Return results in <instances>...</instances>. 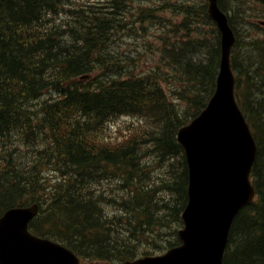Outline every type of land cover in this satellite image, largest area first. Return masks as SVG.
I'll return each mask as SVG.
<instances>
[{
  "label": "trees",
  "instance_id": "1",
  "mask_svg": "<svg viewBox=\"0 0 264 264\" xmlns=\"http://www.w3.org/2000/svg\"><path fill=\"white\" fill-rule=\"evenodd\" d=\"M103 1L109 6L93 9L84 7V0H0V151L12 138L29 151L26 157L33 151L37 156L35 163H23L18 150L19 160L7 162L0 172V214L26 205L31 192L38 190L50 199L40 201L39 215L30 224L34 235L60 241L80 253L78 242H91L99 233L92 242L91 258L124 264L144 254L132 246L139 242L137 228L132 227L138 215L147 222L164 224L171 217L181 224L188 175L175 135L206 106L214 90L220 47L216 31L213 43L197 29L191 38L171 41L157 17L162 10L150 14L152 26L164 33L159 34L163 40L159 63L176 73L170 76L176 85L167 93L158 65L145 73H122L137 64V58L117 57L110 48L114 49L113 37L122 29L116 14L132 0ZM218 3L227 12L223 1ZM177 4L185 20L198 17L213 28L205 5L197 13L191 4ZM158 6L162 5L154 3L146 11ZM229 24L236 37L231 52L236 101L257 151L251 170L256 199L234 222L241 227L237 250L227 255L225 264H264V39L252 36L242 41L230 17ZM86 74L87 79L80 80ZM39 99L47 102L37 103ZM118 116L140 117L154 129L114 150L92 142L101 126ZM144 148L152 152L158 167H167L152 187L145 186L151 171L142 162ZM63 157L67 176L55 183L45 181L43 173L53 171ZM111 178L121 185L117 195L106 196L117 213L105 215L91 199L90 183Z\"/></svg>",
  "mask_w": 264,
  "mask_h": 264
},
{
  "label": "water",
  "instance_id": "2",
  "mask_svg": "<svg viewBox=\"0 0 264 264\" xmlns=\"http://www.w3.org/2000/svg\"><path fill=\"white\" fill-rule=\"evenodd\" d=\"M208 14L220 30L222 55L214 95L178 132L189 168L188 204L182 214L185 229L179 233L183 244L163 256L125 264H222L230 221L254 197L248 175L256 146L234 100L229 62L234 37L217 0H209ZM36 211V206L12 209L0 218V264L76 261L62 247L28 233L27 224Z\"/></svg>",
  "mask_w": 264,
  "mask_h": 264
},
{
  "label": "rangeland",
  "instance_id": "3",
  "mask_svg": "<svg viewBox=\"0 0 264 264\" xmlns=\"http://www.w3.org/2000/svg\"><path fill=\"white\" fill-rule=\"evenodd\" d=\"M89 1L88 5L92 6L93 9L101 6H109V3L104 2L103 0H86ZM163 1H167L171 4H163ZM225 2H230V0H224ZM174 2V4H173ZM179 0H132L129 5H124L121 9L120 14H116V17L121 18L122 29L114 35V49L110 48L117 56L119 53L127 54V56L134 55L137 58V64H133L128 66L129 69L134 71H138V73H144L155 66L158 65L157 71L159 74L166 79V83L164 84L165 88L173 87L176 83L171 79L169 72H166L165 67H163L159 63L158 49L159 45L163 43L162 38L159 36L164 33L161 32L159 27H153L151 24V20L149 19L150 14H156L162 10L160 14H158V18L161 23L164 25L165 35L171 41L174 39H185L191 38L196 33V29L205 33L207 40L210 42L214 41L215 33L211 31V29H204L195 25L192 21L186 20V26L184 27L185 19L183 18L182 8L178 6ZM187 2L192 3L194 9H198L199 6L203 5L202 0H187ZM232 2L236 5V17L234 18L232 13V18L235 21L236 27L239 28V32L241 33V40L243 41L246 38V34L250 31L256 33L257 30L264 31V4L259 0H232ZM154 3H160L162 6H158L157 9L152 10L151 12H147L146 10L154 5ZM230 6V4H229ZM119 11V10H117ZM234 11V10H233ZM210 27L209 25H206ZM176 29V34H172ZM264 39V38H262ZM261 39V40H262ZM264 42V40L262 41ZM243 43V42H242ZM243 48V44L241 45ZM128 68H125L122 73L129 74ZM95 75V74H94ZM170 80L169 82H167ZM174 98V97H172ZM150 124L147 121H140L139 118L134 117H118L111 119L108 121L102 128L101 132L97 137H94V141L99 144L105 145L110 149H114L118 147L121 143L130 139L133 135L142 133L149 129ZM14 147L16 149L19 148L16 142L13 141ZM25 150V148H22ZM20 152L23 153L22 156H26L28 151ZM13 154V153H12ZM12 154L10 152H5L0 155V170L6 164L7 161L12 162ZM147 161L148 157H144ZM16 160V157L14 158ZM226 160L230 161V156L226 157ZM61 172L67 171V168H59ZM151 171L154 169L151 168ZM153 181H157V178L152 175ZM47 180L55 181L56 179H62V177L58 176L55 172L49 171L47 173ZM105 183V182H104ZM99 185L100 190L106 193L108 196L112 195L117 189L116 186H110L109 184ZM91 184V183H90ZM33 197L35 199H41L42 196L39 192H34ZM139 202L143 201L142 198L138 199ZM106 212L108 214L116 213L114 205L110 202ZM134 224L133 228H140L143 225L148 224L149 228H157L162 231H158L154 233L153 238H146L142 233L139 235L138 240L145 244L150 248H154L156 245L165 244V240L169 239L173 233V231L177 228V224L170 217L168 221L164 224H158L155 222H147L141 215H138L135 220H133ZM88 260L83 262L82 264H106L105 261L101 262H91L92 259L90 256L85 257ZM91 259V260H90Z\"/></svg>",
  "mask_w": 264,
  "mask_h": 264
},
{
  "label": "bare ground",
  "instance_id": "4",
  "mask_svg": "<svg viewBox=\"0 0 264 264\" xmlns=\"http://www.w3.org/2000/svg\"><path fill=\"white\" fill-rule=\"evenodd\" d=\"M15 30H16V29H15ZM94 90H96V89L94 88ZM97 90H99V88H97ZM43 96H44V95H43ZM43 96H41V97H43ZM51 99L53 100L54 97H51ZM36 102L42 104V103L47 102V101H46L45 99H39V100H37ZM13 140H14V139H13ZM14 141H15V140H14ZM85 155H86L85 151L80 152V159L83 160L84 157H85ZM19 158H20V157H17V158H16V162L19 160ZM63 161H67V159H66L65 157H63V158L60 160V162H58V164H56V167H55V169H54V172H55L58 176H60V177H62V178H64V177L67 176L66 171L61 172V171L59 170V168H61V169L66 168V167L63 165ZM23 163H26V159H23ZM94 164H95V161L92 162V165H94ZM67 170H68V168H67ZM137 174H138V173H137ZM133 177H134V176H133ZM89 181H90V180H89ZM103 183H104V182H102V183L99 182V183L97 184L96 182L91 181V184H90V190L92 191V192H91V199H93V201L98 205V207L101 208V209H103V212H105L106 209H107V207H108V205H109V203H110V201H107V200H106V196H107V194L104 193L102 190H100L99 185H100V184L103 185ZM131 183H132V182H131ZM133 183H134V182H133Z\"/></svg>",
  "mask_w": 264,
  "mask_h": 264
}]
</instances>
